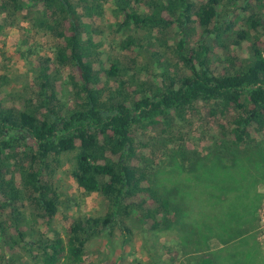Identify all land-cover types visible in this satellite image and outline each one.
Instances as JSON below:
<instances>
[{"label":"trees","instance_id":"1","mask_svg":"<svg viewBox=\"0 0 264 264\" xmlns=\"http://www.w3.org/2000/svg\"><path fill=\"white\" fill-rule=\"evenodd\" d=\"M77 1L0 0L4 20L32 11L27 30L57 39L54 57L36 67V87L14 99L19 105L5 103L9 95L0 97V255H18L14 245L29 235L21 226L25 202L34 208L36 222L52 224L60 199L50 174L63 153L75 150L74 179L82 189L102 194L108 211L65 217L63 235L50 239L41 233L29 241L42 250L44 264H91L88 242L116 228L128 241L132 219L149 224L151 231L175 229L182 242L203 250L198 264H215L205 233L208 220L195 207L209 185L228 192L223 183L228 169L264 156V0ZM107 3L118 21L116 32L156 31L151 37L129 34L120 44L125 51L146 52L159 73L149 62L142 77L135 57L128 65L101 61L100 43L86 19L103 15ZM243 48L247 53L239 54ZM163 53L175 58L172 68L164 64ZM63 69L68 76L60 78L58 89ZM7 79L0 74V92ZM198 102L204 103L210 145L206 152L185 149L171 155V186L143 153L146 142L138 141L137 131L183 118ZM247 169L255 171L250 164ZM178 173L183 177L175 179ZM261 182L264 172L254 189ZM195 217L202 220L199 227ZM216 220L209 227L221 231L225 241L237 237ZM3 258L0 264L15 257Z\"/></svg>","mask_w":264,"mask_h":264},{"label":"rangeland","instance_id":"2","mask_svg":"<svg viewBox=\"0 0 264 264\" xmlns=\"http://www.w3.org/2000/svg\"><path fill=\"white\" fill-rule=\"evenodd\" d=\"M76 3L77 0H74ZM241 1V0H238ZM85 2L83 1L82 4ZM82 7V5H79ZM254 8H257L255 6ZM32 11H25L16 14L6 21L0 17V74L7 76V84L1 87L0 97L9 95L4 102L13 105L18 103V95L36 87L37 74L36 67L42 59L54 57L57 39L49 32L37 29L27 30L30 22L27 17ZM86 22L91 24L94 38L100 43L101 61L119 60L127 65L132 57L137 58L139 73L141 69L150 62L146 52L125 51L121 47V40L129 34L136 36L151 37L152 32L143 30H131L116 32L117 18L112 12V5L107 3L104 13L98 17L87 18ZM159 45V44H158ZM160 46V45H159ZM156 49V46H153ZM239 54L247 53L246 49H239ZM243 55V54H242ZM163 62L170 68L173 67L175 58L171 53H163ZM99 60L97 66L102 64ZM153 70L159 73V65L151 61L149 64ZM37 71V70H36ZM140 73L142 77L146 75ZM68 69H63L57 79V88L62 86V80L67 78ZM153 79V78H152ZM156 83V81L153 79ZM63 100H66L59 93ZM19 105V103L17 104ZM204 103L198 102L188 109L183 118L173 119L170 122L141 129L137 131L138 141L146 142L142 151L152 161L154 169L159 171V178L166 183L170 181L173 185V175L171 168L174 161L171 155L182 150L208 151L210 139L207 129L204 126ZM209 132V131H208ZM258 139L261 137L258 136ZM77 151L63 153L57 163L54 164L50 174L54 189L59 196V211L51 225H47L43 219L38 222L34 220V208L29 202H25L21 226L29 234L25 240H21L18 245H14L18 255H0L11 258V264H44L42 250L32 247L33 239L44 237L55 239L65 232V217L76 216H98L108 211V201L99 192H89L82 189L72 175L76 163ZM171 158V159H170ZM170 159V160H169ZM250 164L255 171L247 169ZM264 172V156H253L244 163L228 169L223 183L228 184L227 191L223 192L215 186L209 185L200 194V201L195 207L198 215L206 216L205 233L209 234L210 257L214 258L215 264H264V217H261L264 200V182L258 183L255 187V179ZM180 176L178 173L175 179ZM180 178V179H181ZM19 181V177L17 176ZM222 182V181H221ZM195 211V212H196ZM191 219V216H189ZM214 217V218H212ZM227 224L233 228L237 237L230 241L223 239V233L209 224ZM190 221V220H189ZM199 221L195 217L194 225L197 227ZM219 225V223H218ZM217 225V226H218ZM132 233L128 241L120 228L114 229L111 233L103 231L98 236L93 237L87 244L86 260L91 264H198L197 258L204 257L203 250L194 249V243L182 242V233L175 229L164 228L158 231H151L149 224L143 225L137 219L130 221ZM203 229V227H201ZM31 230L33 231L30 234ZM13 238H16L14 229H11ZM203 233V232H202ZM222 235V236H221ZM14 243V241H12ZM187 246H186V245ZM3 250H0V254ZM208 257V256H207ZM208 257V259L210 258ZM61 264H67L66 262Z\"/></svg>","mask_w":264,"mask_h":264},{"label":"built area","instance_id":"3","mask_svg":"<svg viewBox=\"0 0 264 264\" xmlns=\"http://www.w3.org/2000/svg\"><path fill=\"white\" fill-rule=\"evenodd\" d=\"M261 217L263 218L264 217V200H263V208L261 210Z\"/></svg>","mask_w":264,"mask_h":264}]
</instances>
